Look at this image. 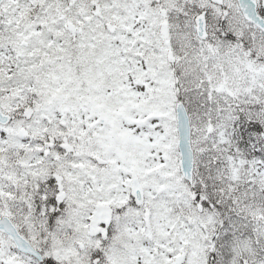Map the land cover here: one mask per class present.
<instances>
[{
  "label": "snow or ice",
  "instance_id": "1",
  "mask_svg": "<svg viewBox=\"0 0 264 264\" xmlns=\"http://www.w3.org/2000/svg\"><path fill=\"white\" fill-rule=\"evenodd\" d=\"M0 264H264V0H0Z\"/></svg>",
  "mask_w": 264,
  "mask_h": 264
}]
</instances>
